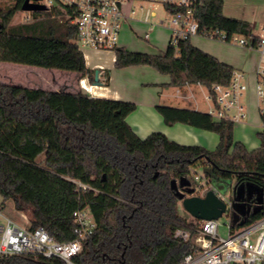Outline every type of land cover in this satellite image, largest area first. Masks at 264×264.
<instances>
[{"label": "trees", "instance_id": "1", "mask_svg": "<svg viewBox=\"0 0 264 264\" xmlns=\"http://www.w3.org/2000/svg\"><path fill=\"white\" fill-rule=\"evenodd\" d=\"M223 0H199V31L224 30L251 34V25L222 13ZM31 12L28 20L10 24L17 11ZM0 61L71 71L93 81V70L73 41L75 27L56 6L42 0H14L0 11ZM115 68L147 65L167 75L166 86L183 89L200 84H229L232 67L182 41L174 51L144 53L120 47ZM132 101L94 97L81 90H49L0 81V207L28 215L34 229L43 227L57 241L74 238L73 213L88 209L95 227L74 257L76 264H179L189 248L174 236L189 228L176 211L171 179L191 181V167L210 168L206 180L233 179L234 185L256 191L237 200L243 213L232 226L249 224L264 215V109L259 145L248 149L232 137L234 123L213 119L207 112L156 105L163 123L214 132L213 150L183 145L161 132L140 138L126 122ZM43 155V163L37 158ZM262 202H258V197ZM232 201V197L230 198ZM242 222V225L239 223ZM0 264H65L59 258L32 254L0 257Z\"/></svg>", "mask_w": 264, "mask_h": 264}, {"label": "built area", "instance_id": "2", "mask_svg": "<svg viewBox=\"0 0 264 264\" xmlns=\"http://www.w3.org/2000/svg\"><path fill=\"white\" fill-rule=\"evenodd\" d=\"M127 1L42 0V3L47 8L58 7L69 23L74 25L73 41L79 50L114 52L121 47L119 34L128 19L122 11V5ZM145 1L159 4L167 12L168 46L174 51H177L180 42L201 34L241 47H255L261 56H264V25L256 36L228 34L219 29L200 32L195 14L199 0ZM130 13L134 14V10L131 9ZM256 76L255 94L257 99L264 103V64L257 66ZM189 85L186 84L184 88ZM80 87L90 93V87L81 81ZM246 87L243 73L232 71L228 85L214 84L212 92L207 91L205 94L204 98L210 103L207 113L216 120L241 122L246 118V111L240 97ZM175 93L180 97H187L183 89L175 88ZM263 109L260 108L259 111ZM222 200L226 204L225 212L231 213V199ZM195 220L198 222L197 225L194 223L189 228H178L174 232L175 237L190 243L179 264H264V215L249 224L237 227L232 226L229 221L226 224L228 228L226 237L218 235L217 219ZM72 223L74 238L57 241L43 227L28 229L0 212V257L32 254L45 258H59L65 264H76L73 259L81 252L83 242L92 235L95 223L88 209L75 211Z\"/></svg>", "mask_w": 264, "mask_h": 264}, {"label": "crops", "instance_id": "3", "mask_svg": "<svg viewBox=\"0 0 264 264\" xmlns=\"http://www.w3.org/2000/svg\"><path fill=\"white\" fill-rule=\"evenodd\" d=\"M222 13L228 17L247 21L251 25V34L256 36L264 25V0H223ZM129 21L130 19L128 18L123 26L128 24ZM190 43L202 51L216 57L219 61L230 65L233 71L236 70L243 73V81L247 86V91L252 89L254 91L255 88L253 85L254 83L256 84L257 80V66L259 64H264V56L262 57L255 47H241L222 41L218 43H203L198 41L195 36L190 38ZM89 51V58L83 54L86 66L93 71L94 69H100L101 76L99 80L102 81L103 84L94 85L86 77L81 78L79 83L82 80L81 82H83L85 86L90 87V93L88 94L91 96L134 102L136 108L126 116L125 120L137 136L145 138L152 132H161L170 140L179 144L200 145L208 150H213L210 146H207L204 139L201 140V138L203 136L208 137L212 145L215 138L214 135H208L209 133L203 132L206 130L201 131V129L186 124L175 123L173 125H166L155 109L156 105H167L207 112L198 107L199 103H201V99L206 102L207 108L210 105L204 98L207 93V89L204 86L200 84H190L187 88H183V93L187 97H180L176 95L174 87L166 86V83L169 82V77L160 74L152 67L147 65H135L125 67L120 71H114L113 51H95L91 49H89ZM105 55H109V61L102 60ZM92 58H95V60ZM52 80L53 83L56 82L55 79L52 78ZM48 89L57 90L55 88ZM169 89H174V92L169 91ZM83 92L85 91L83 90ZM199 94H201L203 98L198 97ZM177 98L183 100V104H174L171 102L173 99L176 100ZM215 143L217 145L218 139ZM1 200L2 198L0 196V203ZM5 208L6 203L3 207H0V212L9 217L4 212ZM11 210L17 212L13 207Z\"/></svg>", "mask_w": 264, "mask_h": 264}, {"label": "rangeland", "instance_id": "4", "mask_svg": "<svg viewBox=\"0 0 264 264\" xmlns=\"http://www.w3.org/2000/svg\"><path fill=\"white\" fill-rule=\"evenodd\" d=\"M13 4L14 0H0V11H5L11 8ZM131 9L134 10V14L130 13ZM122 11L130 19V21L128 22V24L122 26L119 34L120 46L128 50L144 53H159L163 52L166 49L167 39L169 35V30L166 28V26L168 25V14L161 5L153 4L145 0H128L124 5H122ZM30 17L31 12L29 11H17L11 18L10 24H18L20 22L28 20ZM195 38L203 43H218L220 41L201 34L196 35ZM82 51L89 58V49H82ZM109 52L111 51L109 50ZM92 59L95 60V58ZM103 59L105 61H109V55L103 56L102 60ZM113 69L114 71H120L123 68L114 67ZM52 78L56 80L55 83H53ZM0 81L6 83L21 84L28 87H40L46 89L55 88L57 90L79 89L83 91L80 87L78 75L74 72L4 61H0ZM253 86L255 88V83ZM169 91L174 92V89H169ZM198 97L203 98L201 94H199ZM176 100L173 99L171 102H173L174 104H183V100L179 98H177ZM240 102L245 107L247 116L246 118H244V120H242V123H234L232 137L234 141L242 142L248 147V149H253L258 147L259 145L257 132L261 130L262 126L259 116V109L264 108V103L257 99L255 89L254 91L253 89L250 91H247L246 89L240 97ZM198 107L207 111V104L206 102L202 101V99ZM203 132L209 133L208 135H214L215 138L212 145L208 137L201 136V140L204 139L207 146H210L211 149H214L216 147L215 141L218 139L217 134L209 131ZM37 161L43 163V155H40L37 158ZM206 166L207 165L196 164L195 166L191 167L190 174L192 177V186L195 188L194 194L201 195L211 187L217 194H219L222 199L229 200L232 197L234 180L223 179L212 181L208 184L206 183L204 172V168ZM195 176L197 178H195ZM12 207V201L7 200L4 212L17 224L24 227L26 225H29L28 215L14 212L13 210H11ZM176 211L181 217L185 218L186 221H190L197 225L198 222H196V220L180 206V203L178 201L176 203ZM229 221H234V215H231L229 211H226L217 218V233L219 236H227L228 228L226 224H228Z\"/></svg>", "mask_w": 264, "mask_h": 264}, {"label": "water", "instance_id": "5", "mask_svg": "<svg viewBox=\"0 0 264 264\" xmlns=\"http://www.w3.org/2000/svg\"><path fill=\"white\" fill-rule=\"evenodd\" d=\"M23 9H28L27 6H23ZM1 27V23H0ZM101 76L100 69H94L93 72V81L94 85H102L103 82L99 80ZM210 171L209 167L204 168V172L208 173ZM213 180H209L208 184ZM170 187L174 191V195L177 198L180 206L194 219L197 220H211L217 219L225 212L226 204L225 202L218 196V194L210 187L201 195L194 194L195 188L191 185L190 180L182 176L178 180L171 179ZM180 187L181 189H179ZM256 191L255 188L244 187L243 185H234L232 190V201L231 207L234 209L236 213H243V206L237 203L244 193L251 194ZM258 202H262L261 197H258ZM234 221L236 220V214L234 213ZM242 225V222L239 223Z\"/></svg>", "mask_w": 264, "mask_h": 264}, {"label": "flooded vegetation", "instance_id": "6", "mask_svg": "<svg viewBox=\"0 0 264 264\" xmlns=\"http://www.w3.org/2000/svg\"><path fill=\"white\" fill-rule=\"evenodd\" d=\"M176 180H178V179H176ZM191 182V181H190ZM179 189H181L180 187H178Z\"/></svg>", "mask_w": 264, "mask_h": 264}, {"label": "bare ground", "instance_id": "7", "mask_svg": "<svg viewBox=\"0 0 264 264\" xmlns=\"http://www.w3.org/2000/svg\"><path fill=\"white\" fill-rule=\"evenodd\" d=\"M82 81V80H81Z\"/></svg>", "mask_w": 264, "mask_h": 264}]
</instances>
